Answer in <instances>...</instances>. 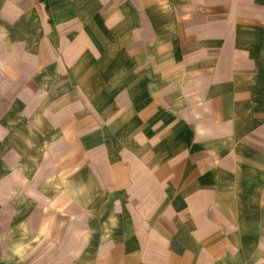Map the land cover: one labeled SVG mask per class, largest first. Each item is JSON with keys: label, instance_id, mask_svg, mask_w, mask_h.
<instances>
[{"label": "crops", "instance_id": "1", "mask_svg": "<svg viewBox=\"0 0 264 264\" xmlns=\"http://www.w3.org/2000/svg\"><path fill=\"white\" fill-rule=\"evenodd\" d=\"M160 1L0 0L7 50L48 61L8 138L111 199L91 264H264V0Z\"/></svg>", "mask_w": 264, "mask_h": 264}, {"label": "rangeland", "instance_id": "2", "mask_svg": "<svg viewBox=\"0 0 264 264\" xmlns=\"http://www.w3.org/2000/svg\"><path fill=\"white\" fill-rule=\"evenodd\" d=\"M159 7L168 11L167 1L161 0ZM3 40L0 41V264H91L93 260L89 261L88 254L100 255L110 249L114 228L107 224L104 207L113 204L102 195L90 198L84 184L80 187L72 180L51 178V168L42 171L37 157L25 155L11 143L9 125L25 114L48 86V78L42 75L47 70L42 65L46 66L48 61L43 60L41 53L25 51L21 45L10 52ZM48 173V179L41 178ZM256 203L263 206L264 196H257ZM88 207L98 208L96 213L92 212L91 222ZM256 208L263 235L264 207ZM108 216L112 220L110 213Z\"/></svg>", "mask_w": 264, "mask_h": 264}]
</instances>
